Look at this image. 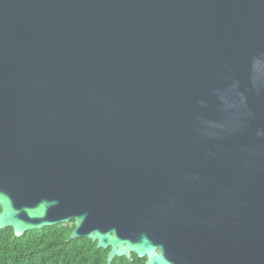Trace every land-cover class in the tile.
I'll return each instance as SVG.
<instances>
[{"label":"water","instance_id":"obj_1","mask_svg":"<svg viewBox=\"0 0 264 264\" xmlns=\"http://www.w3.org/2000/svg\"><path fill=\"white\" fill-rule=\"evenodd\" d=\"M145 264H264V0H0V229Z\"/></svg>","mask_w":264,"mask_h":264},{"label":"trees","instance_id":"obj_2","mask_svg":"<svg viewBox=\"0 0 264 264\" xmlns=\"http://www.w3.org/2000/svg\"><path fill=\"white\" fill-rule=\"evenodd\" d=\"M74 222L27 231L20 237L11 228L0 229V264H145L132 254L107 263L109 249L97 248L87 238L70 239Z\"/></svg>","mask_w":264,"mask_h":264}]
</instances>
